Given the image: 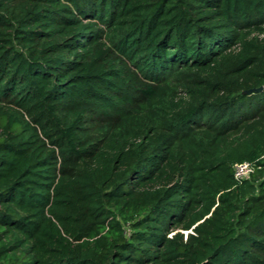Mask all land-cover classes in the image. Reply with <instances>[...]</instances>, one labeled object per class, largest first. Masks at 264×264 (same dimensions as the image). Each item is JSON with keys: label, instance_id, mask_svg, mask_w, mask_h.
Returning a JSON list of instances; mask_svg holds the SVG:
<instances>
[{"label": "trees", "instance_id": "obj_1", "mask_svg": "<svg viewBox=\"0 0 264 264\" xmlns=\"http://www.w3.org/2000/svg\"><path fill=\"white\" fill-rule=\"evenodd\" d=\"M0 264H264V0H0Z\"/></svg>", "mask_w": 264, "mask_h": 264}, {"label": "built area", "instance_id": "obj_2", "mask_svg": "<svg viewBox=\"0 0 264 264\" xmlns=\"http://www.w3.org/2000/svg\"><path fill=\"white\" fill-rule=\"evenodd\" d=\"M253 171H254L253 164L249 162L236 164L234 167V175L238 181L247 179L248 177H250Z\"/></svg>", "mask_w": 264, "mask_h": 264}, {"label": "water", "instance_id": "obj_3", "mask_svg": "<svg viewBox=\"0 0 264 264\" xmlns=\"http://www.w3.org/2000/svg\"><path fill=\"white\" fill-rule=\"evenodd\" d=\"M263 90V88H258V89H252V90H249L247 91L246 93L250 94V93H253V92H261Z\"/></svg>", "mask_w": 264, "mask_h": 264}]
</instances>
